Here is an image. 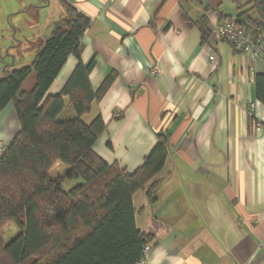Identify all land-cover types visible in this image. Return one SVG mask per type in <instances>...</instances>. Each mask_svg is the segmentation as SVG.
I'll use <instances>...</instances> for the list:
<instances>
[{
  "label": "crops",
  "instance_id": "1",
  "mask_svg": "<svg viewBox=\"0 0 264 264\" xmlns=\"http://www.w3.org/2000/svg\"><path fill=\"white\" fill-rule=\"evenodd\" d=\"M64 1L91 21L80 61L91 65L92 90L116 74L105 97L82 118L90 125L101 117L106 126L94 152L134 173L156 147L158 134L169 135L154 202L148 189L133 198L136 226L153 239L139 264H264V126L254 130L247 111L255 103L264 123V103L256 93L264 60L235 51L217 34L222 15L237 16L236 0L233 15L225 12L224 0ZM54 2L62 13L45 17V32L32 36L37 46L50 37L65 8L61 0L31 6L39 24L40 10ZM203 18L212 32L205 44ZM80 61L68 59L48 96L64 90ZM154 67L161 69L159 76L151 75ZM64 111L62 121L75 117L68 100ZM19 131L10 104L0 115V157L1 147H9Z\"/></svg>",
  "mask_w": 264,
  "mask_h": 264
},
{
  "label": "trees",
  "instance_id": "2",
  "mask_svg": "<svg viewBox=\"0 0 264 264\" xmlns=\"http://www.w3.org/2000/svg\"><path fill=\"white\" fill-rule=\"evenodd\" d=\"M61 1L65 12L31 64L7 65L0 79V115L11 104L20 124L0 157V232L12 223L18 227L9 242L0 238V264H139L153 239L136 226L133 198L148 189L154 202L152 188L168 159L169 135L158 134L156 147L134 173L108 165L94 152L106 126L101 117L90 125L82 118L105 97L116 74L92 90L91 65L80 61L91 21ZM236 4L237 16L222 15L221 23L234 21L250 37L264 38V0ZM199 29L205 44L212 32L204 18ZM71 56L78 67L60 94L48 96ZM256 93L264 103L263 75L256 78ZM66 100L75 117L62 121ZM62 165L67 169L53 176ZM65 180L79 184L66 191Z\"/></svg>",
  "mask_w": 264,
  "mask_h": 264
},
{
  "label": "rangeland",
  "instance_id": "3",
  "mask_svg": "<svg viewBox=\"0 0 264 264\" xmlns=\"http://www.w3.org/2000/svg\"><path fill=\"white\" fill-rule=\"evenodd\" d=\"M233 3L234 0H224V10L226 13L232 15L235 13L236 7ZM32 5L47 6L48 0H0V79L6 75L5 67L7 65H11L10 69H19L31 64L39 49L37 44H34L38 38H33L32 36H38L41 30L45 32L46 29H43V27L44 19L47 15L57 17L62 13L61 5L54 2L52 6L40 10V18H43L37 24V19H39H35L37 17V10L35 8L31 9ZM29 9L30 11H28ZM25 38L32 39L31 43H26ZM20 41L24 42L23 45H20ZM67 113V111H64L60 120L66 119ZM60 168L62 170L54 171L53 176L63 173V170L67 169L63 165ZM61 185L67 190L75 187L77 181L65 180ZM17 234L18 227L12 223L0 232V238L5 242H9Z\"/></svg>",
  "mask_w": 264,
  "mask_h": 264
},
{
  "label": "built area",
  "instance_id": "4",
  "mask_svg": "<svg viewBox=\"0 0 264 264\" xmlns=\"http://www.w3.org/2000/svg\"><path fill=\"white\" fill-rule=\"evenodd\" d=\"M217 34L227 42V44L233 48L235 51L251 56L254 59L264 60V38L254 39L247 35L245 32L241 31L234 21H225L218 25ZM210 60L214 61L215 56L211 55ZM161 69L159 67H154L151 71L152 76H159ZM248 114L252 117L254 122V130L260 131L264 123L260 119L259 115L256 114L255 103H249L247 106ZM5 148L1 147L3 151ZM151 249V245H148L144 249V260Z\"/></svg>",
  "mask_w": 264,
  "mask_h": 264
}]
</instances>
